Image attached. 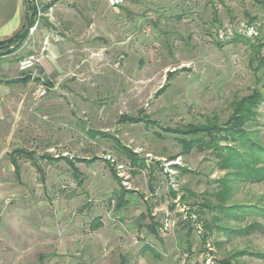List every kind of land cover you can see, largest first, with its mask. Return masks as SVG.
<instances>
[{"label":"rangeland","instance_id":"obj_1","mask_svg":"<svg viewBox=\"0 0 264 264\" xmlns=\"http://www.w3.org/2000/svg\"><path fill=\"white\" fill-rule=\"evenodd\" d=\"M28 5L33 31L0 46V64L40 57L13 73L29 77L15 88L23 100L0 120V264H222L240 250L235 260L264 264L255 254L264 252V179H243L234 164H222L229 152L238 161L250 154L244 140L227 136L217 152H181L176 138L189 124L213 123L220 132L238 102L257 93L254 114L240 126L247 141L264 146V0ZM39 85L45 93L34 98ZM121 114L135 121H119ZM117 142L148 166L134 169ZM224 177L226 203L251 212L236 218L202 206L216 201ZM120 189L130 192L117 210ZM150 221L158 223L156 235ZM253 221L260 229L249 234L218 227Z\"/></svg>","mask_w":264,"mask_h":264},{"label":"trees","instance_id":"obj_2","mask_svg":"<svg viewBox=\"0 0 264 264\" xmlns=\"http://www.w3.org/2000/svg\"><path fill=\"white\" fill-rule=\"evenodd\" d=\"M26 5H27V17H26V27L23 29L22 32L17 33L14 35L12 38L6 40V41H0V46H4V44L11 42L13 40H16L18 37L22 38L27 35L28 32V27L31 26L33 20L29 19V14H30V7L28 5V0H26ZM29 77H24L23 80H28ZM260 100V95L257 93H254L253 95H250L247 97L245 100L242 99L241 101L238 102L236 105L235 111V116L234 118L230 119V121L225 125V127L218 132L216 129L217 127L211 123L208 125H194V124H189L185 126V129L183 132L178 133L180 134L176 138L178 139V143L181 144L182 150L181 152H188L191 148L196 147L199 149H211V151H218V142L223 139L227 138H233L235 140H244L243 143L246 147V150L250 153L244 155L243 160H237L236 155L238 153L235 152H229V156H222V164L224 166L229 165L230 163L234 164L236 168V174L238 176H242L243 179H251V180H262L264 179V146H261L259 144L254 143L253 141H247L246 138V133L242 129V125L248 117H252V114H254V108L258 104ZM119 121H135L133 117H130L128 114H121L119 116ZM210 120V119H208ZM212 121V120H210ZM216 124V123H215ZM117 144L119 145L118 148L124 150L127 152L128 159L131 161V164L134 169H143L146 168L148 165L145 163V160L140 157H136L135 154L132 152L126 150V148L122 145H120L118 142ZM22 153L21 149H15L12 153L15 155L16 153ZM16 157L12 156L10 158V163L14 166V169L16 172H18V167H17V162H16ZM32 158V157H29ZM90 162V161H89ZM34 164H37L34 161ZM259 164V166H257ZM71 171H72V176L76 180L77 184H81L80 180V171L78 168L74 165L73 162H69ZM177 167L181 172H187L188 170L184 167H180L178 165H174ZM257 166V167H256ZM115 177V176H114ZM220 180V188L216 190L212 195L215 197V202H211L209 199H205V202L202 206H205L209 208L210 210H217L219 213H222L224 216H233L238 218L237 212L239 211L241 215H245L251 211H249V208L247 205H240V204H227V198L230 194V185L228 183V179L221 178ZM149 190L150 192H154V187L150 184L149 185ZM130 191H127L125 189H120L115 193V198H116V209L120 210L121 208L125 207V205L128 203V200L125 199V196L128 195ZM169 196L173 199L176 198L177 193L174 189H169ZM174 206V203L170 205V208ZM146 209H148V206H146ZM259 213L264 217V209H259ZM192 212H195L194 210ZM189 216L187 219L183 220V222L188 225V220L190 219L191 211L189 210ZM213 222L218 221L221 217L220 216H211L210 217ZM152 219V218H151ZM153 220V219H152ZM96 224V223H95ZM158 223L156 221H150L149 224L146 226L148 230L156 235V227ZM207 228H210V226H207V222L204 223ZM219 228H223L226 232H234L238 234H249L251 231L255 229H260V223L257 221H253L252 223H249L247 225H242L239 226L237 225L236 227H230L228 225H219ZM189 231V230H188ZM187 231V234H188ZM206 235H203L202 242H205ZM187 243V248H189V239L188 237H185V240ZM152 250L151 247L148 246ZM245 252V250H240L233 252L230 256L221 259L222 264H243L239 262L238 260H235L237 256L242 255V253ZM255 254H260L261 257H264V252H256Z\"/></svg>","mask_w":264,"mask_h":264},{"label":"crops","instance_id":"obj_3","mask_svg":"<svg viewBox=\"0 0 264 264\" xmlns=\"http://www.w3.org/2000/svg\"><path fill=\"white\" fill-rule=\"evenodd\" d=\"M26 17V0H0V41H6L17 33L22 32L26 27ZM44 43L43 49H52V45L48 39ZM18 49L14 50V53ZM16 58L18 59L19 57L15 56L9 59H3L0 64V74H8L7 76L9 77L5 78L3 82L0 81V120H3L5 116L9 115L7 112L12 113L14 116L16 111H18L23 100V94L16 92L15 88L18 85H24L28 81L23 80L24 76H12L13 73L19 72L17 67L18 60H14ZM32 96L37 98L35 97V93ZM14 173L17 174L15 169Z\"/></svg>","mask_w":264,"mask_h":264},{"label":"built area","instance_id":"obj_4","mask_svg":"<svg viewBox=\"0 0 264 264\" xmlns=\"http://www.w3.org/2000/svg\"><path fill=\"white\" fill-rule=\"evenodd\" d=\"M106 2L109 5H117L119 2H121V0H106ZM33 29H34V26H31L29 28V31H33ZM39 59L40 57L34 53L28 54L19 60L18 68L21 71L28 70L34 65V63L38 62ZM34 93L36 97H39L45 93V90L43 89L42 85H39V87L35 90Z\"/></svg>","mask_w":264,"mask_h":264}]
</instances>
